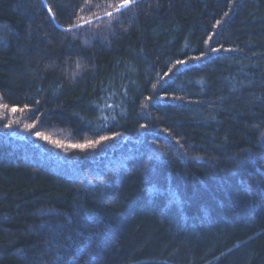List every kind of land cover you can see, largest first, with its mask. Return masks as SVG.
<instances>
[{"label": "trees", "instance_id": "1", "mask_svg": "<svg viewBox=\"0 0 264 264\" xmlns=\"http://www.w3.org/2000/svg\"><path fill=\"white\" fill-rule=\"evenodd\" d=\"M122 2L0 0V264H264V0Z\"/></svg>", "mask_w": 264, "mask_h": 264}, {"label": "snow or ice", "instance_id": "2", "mask_svg": "<svg viewBox=\"0 0 264 264\" xmlns=\"http://www.w3.org/2000/svg\"><path fill=\"white\" fill-rule=\"evenodd\" d=\"M136 0H123V2L119 5L120 8H125L128 7L130 3H135ZM108 15H111V13H108ZM179 63V61H178ZM7 107V106H5ZM17 109L15 107L12 108V112H16ZM37 135H39V133H37ZM106 139V138H105Z\"/></svg>", "mask_w": 264, "mask_h": 264}]
</instances>
